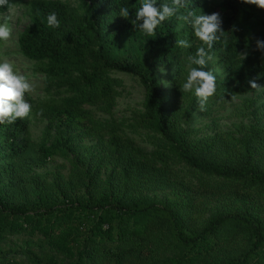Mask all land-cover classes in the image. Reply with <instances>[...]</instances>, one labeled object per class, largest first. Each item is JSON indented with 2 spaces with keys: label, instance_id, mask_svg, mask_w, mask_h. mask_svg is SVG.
I'll use <instances>...</instances> for the list:
<instances>
[{
  "label": "trees",
  "instance_id": "trees-1",
  "mask_svg": "<svg viewBox=\"0 0 264 264\" xmlns=\"http://www.w3.org/2000/svg\"><path fill=\"white\" fill-rule=\"evenodd\" d=\"M73 1L9 0L0 7V15L28 7L19 53L46 84L34 112L0 124V264H264V114L257 118L259 108L249 111L253 101L246 100L242 115L254 121L236 125L234 134L197 138L186 127L211 105L255 91L250 81L264 84V50L256 47L264 40V9L241 0H188L146 37L131 22L141 0ZM217 5L225 33L203 70L215 63L224 78L200 111L182 84L187 57L201 42L181 17L217 12ZM122 6L129 18L119 15ZM52 12L58 28L47 26ZM181 39L191 48L178 46ZM162 65L173 69L169 89L157 74ZM111 72L143 86V111L130 127L157 137L152 152L135 146L122 122L101 121L86 108L111 111L121 85ZM34 118L46 122L35 147L28 142ZM85 137L96 141L80 143ZM52 157L69 161L67 175L31 173ZM155 191L171 197L158 201ZM13 235L24 238L5 245Z\"/></svg>",
  "mask_w": 264,
  "mask_h": 264
},
{
  "label": "rangeland",
  "instance_id": "rangeland-1",
  "mask_svg": "<svg viewBox=\"0 0 264 264\" xmlns=\"http://www.w3.org/2000/svg\"><path fill=\"white\" fill-rule=\"evenodd\" d=\"M217 2L221 0H216ZM73 4L75 1L70 0ZM77 6V3L74 4ZM217 13L220 14L222 21L224 20V14L222 8L219 5L216 6ZM11 16L10 26L12 29V38L6 42H0V60L9 59L14 61L22 74L28 77L29 83L33 87V91L26 94L25 99L32 105L31 112H34L35 101L46 94V84L44 76L36 71V64L34 61L29 60L19 53L18 37L22 30L30 23V16L28 7L26 5H19L11 8L7 13L0 15V18ZM25 65H29L28 69H25ZM207 71H211L216 76L218 82L217 87L222 83L224 78V69L222 66H218L213 63L210 65ZM173 73L171 67L162 65L158 69V77L162 86L166 89L170 88L169 76ZM111 76L119 79L121 85L117 88V94L115 95V105L110 112L104 110V105L99 106H86L93 115L101 120H117L122 122L126 127L125 131L130 138L134 141L135 146L147 151L152 152L156 149L157 137L153 133L147 130H134L130 125L133 121L139 117L143 111L142 102L144 99V88L139 82L138 78L128 74H122L118 72H111ZM258 88L255 91H249L246 94H237L232 101L214 104L211 103L215 100V96L209 97L206 104H210L211 107L208 113L195 114L186 127L189 132L195 134L197 138L213 136L217 132H228L234 134L237 131L236 125L241 123H249L254 121L250 117H244L242 112L248 110L246 108V100H252L253 106L249 109L259 108V115L257 118H261L264 114V84L256 83ZM46 122L40 118H34L29 126V139L28 142L32 146H36L41 138L42 130ZM94 141L89 137L83 138L79 141L85 145H91ZM70 170L69 161L62 157H52L48 163L44 166H33L31 173H46L51 180L55 175L64 174L67 175ZM150 195L160 201L171 197V194L166 191L151 192ZM205 210V209H204ZM23 235H13L7 237L5 245H14L17 242L22 241ZM59 261H63V258L59 257ZM62 264H65L63 262Z\"/></svg>",
  "mask_w": 264,
  "mask_h": 264
},
{
  "label": "clouds",
  "instance_id": "clouds-1",
  "mask_svg": "<svg viewBox=\"0 0 264 264\" xmlns=\"http://www.w3.org/2000/svg\"><path fill=\"white\" fill-rule=\"evenodd\" d=\"M9 0H0V7H6ZM242 3L255 5L264 9V0H241ZM188 8V0H171V3H158V0H141V4L135 11L132 24L146 37H155L156 29L162 23L170 20L180 12ZM119 15L130 17V8L122 6ZM192 28L195 38L201 42L194 55L187 57L190 70L182 84V91L192 93L196 98L200 111H204L209 97L217 90V78L211 71L203 70L212 59L214 45L219 42L225 31L222 28V18L219 13L205 14L189 10L181 17ZM11 16L0 18V42L9 41L12 38L10 26ZM47 26L58 28L60 20L55 12L47 16ZM183 48H191V42L187 39L176 41ZM256 47L264 50V40H257ZM195 65L196 67H192ZM30 66L25 65V69ZM251 88H257L254 81H250ZM33 91L28 77L22 74L16 63L9 59L0 60V124H13L18 119L24 120L32 110V105L25 99L26 94Z\"/></svg>",
  "mask_w": 264,
  "mask_h": 264
}]
</instances>
